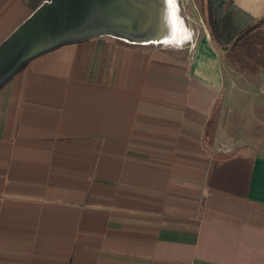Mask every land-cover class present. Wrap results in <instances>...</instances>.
I'll use <instances>...</instances> for the list:
<instances>
[{"label":"crops","instance_id":"1","mask_svg":"<svg viewBox=\"0 0 264 264\" xmlns=\"http://www.w3.org/2000/svg\"><path fill=\"white\" fill-rule=\"evenodd\" d=\"M33 4L0 0V45ZM170 10L190 45L69 42L0 86V264H264V147L219 133L226 87L264 118V29L227 78L208 29Z\"/></svg>","mask_w":264,"mask_h":264},{"label":"water","instance_id":"2","mask_svg":"<svg viewBox=\"0 0 264 264\" xmlns=\"http://www.w3.org/2000/svg\"><path fill=\"white\" fill-rule=\"evenodd\" d=\"M155 19L140 0H47L0 45V86L62 44L99 36L140 40Z\"/></svg>","mask_w":264,"mask_h":264},{"label":"rangeland","instance_id":"3","mask_svg":"<svg viewBox=\"0 0 264 264\" xmlns=\"http://www.w3.org/2000/svg\"><path fill=\"white\" fill-rule=\"evenodd\" d=\"M45 1L47 0L42 1L41 4H43ZM169 2L171 9L174 10V13H176L177 16L183 20V28H187V30L191 31V33L204 30L205 28H207L209 31V26L205 19V16L207 14V4H208L207 0H169ZM255 23L258 22L256 21ZM256 26L259 27L257 29H264L263 27L264 25L261 26L260 22ZM178 28L180 27L178 26ZM179 34L180 36L179 35L175 36L177 38L174 39L164 38L161 39L160 42L154 43L152 45H157L159 47L162 46L168 49V47L170 48H174V46L177 47L178 44L180 43H184V46L190 45L191 40L195 39L193 37L194 36L193 34L192 37L191 38L188 37L189 39L188 41H186L185 37L182 36L181 29L179 31ZM252 39L255 40L254 37L247 39L248 46L251 45L250 43L254 44V42H252L253 41ZM177 40H181V41L177 42ZM220 48H221L220 52L223 59V64H224L223 66L226 73V77L230 78L229 60L226 54L227 48L226 47H220ZM243 56L245 55L244 54L236 55L238 59L242 58ZM248 57H250V55H248ZM244 65L246 64L245 63L240 64L241 67H243ZM238 72H232V75L235 74L236 77L238 78V83H240L244 79L243 78L244 71L240 70V73ZM238 88L242 93L241 95H245L243 93L244 87L239 85ZM225 98L227 99V102H225V104L221 103V116H220L221 124L219 128L221 140L223 142L229 143L230 135H237L239 137L237 142L238 145L251 144L258 148L264 147V118L247 117L246 115L249 114V112L245 111L243 106L240 108L239 104L235 108L231 109L229 104L228 87H226ZM243 99L244 98H242V100Z\"/></svg>","mask_w":264,"mask_h":264},{"label":"trees","instance_id":"4","mask_svg":"<svg viewBox=\"0 0 264 264\" xmlns=\"http://www.w3.org/2000/svg\"><path fill=\"white\" fill-rule=\"evenodd\" d=\"M42 1L44 0H34V10ZM207 3L205 19L210 35L218 47L229 50L231 46H245L250 34L259 28L256 25L259 22L261 26L264 25V18L255 20L250 14L236 7L232 0H207ZM212 124L213 120L210 121L208 130L212 129Z\"/></svg>","mask_w":264,"mask_h":264},{"label":"bare ground","instance_id":"5","mask_svg":"<svg viewBox=\"0 0 264 264\" xmlns=\"http://www.w3.org/2000/svg\"><path fill=\"white\" fill-rule=\"evenodd\" d=\"M140 1H142L143 3H148L153 7L154 18L156 17L154 23L149 25L145 29L144 34L140 37L141 38L140 40H137L136 38L132 40L126 37H121V38L128 40L131 43H158L160 42L161 39L164 38H169V39L177 38L175 37L174 31H172V26L170 25V23H168L169 14H170L169 12L171 9L169 0H140ZM180 41L181 40H177V42Z\"/></svg>","mask_w":264,"mask_h":264}]
</instances>
